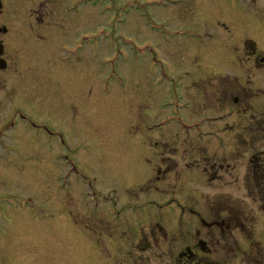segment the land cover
<instances>
[{
    "label": "rangeland",
    "instance_id": "rangeland-1",
    "mask_svg": "<svg viewBox=\"0 0 264 264\" xmlns=\"http://www.w3.org/2000/svg\"><path fill=\"white\" fill-rule=\"evenodd\" d=\"M72 1L2 0L15 17L12 21L20 10L19 19L30 22L32 38L23 34L12 81L0 88V127L16 107L18 119L24 113L22 122L29 127L12 130L9 141L17 150L0 155V224L5 227L0 231V264H170L180 245L192 243L180 232L195 225L189 212L212 216L210 198L220 197L213 209H221V201L228 204L229 198L232 210L242 213L259 200L264 207L263 189L253 201L252 188L241 182L220 187L222 179L245 175L234 154L235 171L219 172L222 162L214 163L217 155L239 150L228 132L232 126L238 132L242 117L243 107L234 96L243 85L264 91V69L252 70L256 58L243 55V45L233 53V48L218 45L244 32L247 49L255 45L257 59H264V0L256 8L246 7L250 0ZM70 4L80 15H64ZM205 28L216 32L219 43L203 53L194 42ZM73 42L75 49L70 46L58 55L60 45ZM216 58L220 67L213 63ZM192 69L199 76L186 79L182 88L192 103L190 119L235 114L228 124L213 128L223 139L174 146L169 135L175 126L162 129V123L179 115L178 75ZM259 93L263 102L250 101L247 123L253 116L264 118V92ZM247 138L246 148L260 146L263 139ZM62 141L68 148L65 155ZM187 164L194 165L195 179L204 185L187 183L193 179ZM72 166L78 174L72 175ZM212 181L214 186L208 187ZM106 193L123 204L151 201L147 215L141 218L138 211L130 217L144 219L146 230L120 229L116 236L105 230L103 226H114L105 217L100 222L105 209L96 212V195ZM256 213L264 220V211L256 208ZM148 221H158L161 229L150 228Z\"/></svg>",
    "mask_w": 264,
    "mask_h": 264
},
{
    "label": "flooded vegetation",
    "instance_id": "flooded-vegetation-1",
    "mask_svg": "<svg viewBox=\"0 0 264 264\" xmlns=\"http://www.w3.org/2000/svg\"><path fill=\"white\" fill-rule=\"evenodd\" d=\"M74 4L77 3V0L72 1ZM259 0H250L249 5H252L250 7L256 8V5L258 4ZM81 3V2H80ZM79 3V4H80ZM81 5V4H80ZM248 7V8H250ZM63 11L66 13L63 14L66 16L69 13H75L74 15H80V11H72L71 4L68 7L63 8ZM19 13L15 14L16 19L18 20H11L14 16L10 15L7 11L6 5L3 4L2 0H0V88H4L7 86V84L11 83V77L13 74L10 72L13 68V65L16 64L14 61L15 56H17L19 49L23 50L22 46V37L24 34V38H32V31L30 33L27 31L28 26H30L29 21H24L22 19H19ZM69 16V15H68ZM35 24L37 25V21L34 20ZM16 27L14 28V26ZM240 28V27H239ZM238 28V29H239ZM231 31V30H230ZM229 32V31H227ZM225 32V33H227ZM239 32V30H238ZM244 32L239 33L238 35L234 36L232 40L229 42L223 41L218 46H228V49H232L233 51L237 52L236 48L240 49V46L243 45V52L242 54L245 55L246 52H248V58L249 59H255L253 61V71H261L264 69V59H257L256 55L254 54V51L256 49L255 45H252L251 51L247 49V43L241 36ZM232 36V35H230ZM196 42L195 47L200 52H207L208 49L214 44H218V36L216 35V32H214L211 28H205L204 34L199 36L196 35ZM203 39V40H202ZM219 39V38H218ZM239 39V40H238ZM205 40V41H204ZM8 41H12V44H8ZM70 46L73 47V49L76 48L75 42L73 44H63L58 47V55L61 52H66L67 48H70ZM225 48V50L227 49ZM207 50V51H206ZM11 51V52H10ZM78 52H81V48L77 50ZM234 52V53H235ZM62 55H65V53H62ZM63 57V56H62ZM226 60V59H225ZM224 60V61H225ZM14 62V63H13ZM67 61H63L62 65H68L66 63ZM75 63H80L79 59L74 60ZM213 63L220 67L219 60L216 58ZM226 67V66H223ZM220 71V70H218ZM221 73V72H220ZM199 76L198 70L192 69L190 71H187L185 73H180L178 75V83L175 86V89L177 90V110L179 115L177 116H170L169 118H165L164 122L162 123V129L168 128V126L173 123L175 126L173 128V131L171 132L170 138L173 140V144L175 145H181L184 144H194L197 145L199 143H205L206 141L212 139V140H220L223 139V137L214 130L213 128L215 126L220 127V125L228 124L229 119L233 117L235 114L234 111L228 112V113H221V114H213V115H202L199 118L196 119H190V117L187 115V112L189 110V107L191 108V101L185 99V96L183 95L182 88L184 85V82L186 79L190 78H197ZM13 79V78H12ZM240 82V81H239ZM238 82V83H239ZM237 83V86H238ZM248 85L245 87V85L242 86V93L240 95L234 96V102L235 104H240L243 108H241V119L238 124V132L236 131V128L234 126L228 128V132L233 135L235 138V141L238 140L239 143V150L237 149L236 153H230L229 155H224L223 158H220L221 155H217V157L214 158V163L216 162H222L219 168V172L222 171V173H230V171H235L236 166L232 164L231 162V155H233V158H236L238 162L242 163L243 168H246L244 172V177L241 174V178L239 174H236L232 176V179L229 182H224L222 179L219 181L220 187H226L230 188L232 186V182H235L239 185V182H241L240 186L243 185L244 188H252L251 191L255 193V196H250L253 201H256V198L258 199V196L262 197L264 189V147L262 140H264V118L253 116L250 117V122L247 123V115L249 114L248 111H251V100H256L257 103H261L262 99H260L261 94L259 92H264L260 87L259 89H256V91L253 90V88L256 85ZM234 86V85H233ZM250 86V88H249ZM263 102V101H262ZM262 104V103H261ZM249 107V108H248ZM11 109V108H10ZM19 109L16 107L12 109L10 113V117L8 121L0 127V155H6V153L13 152L12 147L15 148V151L17 150V145L14 143H10L12 141V130L16 129L21 124H24L22 122L23 119H26L24 113H22L20 116V120L18 119V113ZM7 128H10L7 130ZM24 128L28 129L29 127L24 124ZM163 131V130H162ZM168 131V130H166ZM165 131V133H166ZM164 132V131H163ZM248 136H255L257 140H261L259 143L260 146L250 147L246 148L247 142H248ZM10 140V141H9ZM62 151L63 155H65V151L68 149L65 146L64 141H62ZM194 155V153H193ZM232 158V159H233ZM225 163V164H224ZM230 163L233 165L231 166ZM71 163H68V166H70ZM188 167V164L186 165ZM194 165H191V167H188L187 172H190V181L186 180L189 185H196L198 187L199 185H204V181H201L203 183H199L198 174L194 171L196 168L193 167ZM215 166H211V169ZM70 172H72V175L78 174L76 167L72 166V169H70ZM218 177L217 174L215 176ZM215 177L213 180H215ZM225 177L223 174L221 175V178ZM214 181L207 182V186L211 187L214 186ZM195 187V186H194ZM97 196V211L100 212L102 209L104 210V214L100 212V222L103 221V218L105 217V220L110 221V223L113 224L114 227H107L103 226L105 230L110 231V233L113 236H116V234H119L120 229H125L127 231H142L146 230L144 228V219H137V220H131L130 217L133 215H138L136 212L140 211L139 216H143L146 214L145 209L147 207H150L151 201L143 204V205H132L131 203L123 204L120 202L119 198H116L115 196H111L109 193H106V195H96ZM248 197V198H250ZM220 198V197H218ZM217 196L214 197L212 200L210 198V210L212 216L208 217L207 213H199L190 211L189 214L191 216L196 217L194 220V227L189 228L186 227L185 230H182L183 234L187 235V240L192 241V243H188L185 246L180 245L178 247L177 252L174 254L175 259L171 260L172 263L170 264H264V242H263V228L264 220L258 216V214H255V210H257L261 213L264 211L263 204L259 200L258 206L255 208L249 209L248 211H236L235 209L232 210L233 205L232 202H230V198L228 199V204H226L224 201H221L222 205L221 209H217L218 207L215 205L214 207H217L213 209L214 201H216ZM227 206V207H225ZM242 213V214H241ZM147 215V214H146ZM203 215V216H202ZM198 216V217H197ZM204 217V218H203ZM143 218V217H141ZM190 219V218H189ZM189 219H185V221L180 220L179 224L180 227L183 226L185 223L188 222ZM149 227L152 228L155 227L158 228V230L161 229V224L157 222L151 223L148 221ZM151 224V225H150ZM102 225V224H101ZM135 227V229L133 228ZM5 228L0 224V231ZM149 228V229H150ZM156 228H154L152 233V238L155 239L156 237ZM184 228V226H183ZM181 228V229H183ZM126 233V232H125ZM150 233V234H151ZM0 234H2L0 232ZM158 234V233H157ZM137 247H140L139 239L136 243ZM145 247H150V244H144ZM152 246V245H151ZM161 248V245H160ZM177 247H175L176 249Z\"/></svg>",
    "mask_w": 264,
    "mask_h": 264
},
{
    "label": "trees",
    "instance_id": "trees-1",
    "mask_svg": "<svg viewBox=\"0 0 264 264\" xmlns=\"http://www.w3.org/2000/svg\"><path fill=\"white\" fill-rule=\"evenodd\" d=\"M264 190V189H263Z\"/></svg>",
    "mask_w": 264,
    "mask_h": 264
}]
</instances>
